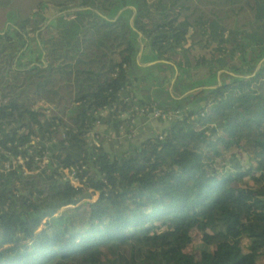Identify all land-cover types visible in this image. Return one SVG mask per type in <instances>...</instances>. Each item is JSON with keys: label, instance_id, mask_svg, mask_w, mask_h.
I'll use <instances>...</instances> for the list:
<instances>
[{"label": "trees", "instance_id": "16d2710c", "mask_svg": "<svg viewBox=\"0 0 264 264\" xmlns=\"http://www.w3.org/2000/svg\"><path fill=\"white\" fill-rule=\"evenodd\" d=\"M152 107L179 113L162 137L91 141ZM25 144L81 186L53 163L0 174V264H258L264 0L1 1L0 159L20 146L31 168Z\"/></svg>", "mask_w": 264, "mask_h": 264}, {"label": "built area", "instance_id": "2783aa9c", "mask_svg": "<svg viewBox=\"0 0 264 264\" xmlns=\"http://www.w3.org/2000/svg\"><path fill=\"white\" fill-rule=\"evenodd\" d=\"M47 104L43 102H37L34 105V108L37 107H45ZM107 110L104 109L99 112L100 115H103L106 113ZM144 113L142 111H139L136 116L142 115L143 118H148V117H154L158 119L160 122H167L168 120L172 119L173 117L177 116V112H173L171 110H166L162 111L158 109L157 107H152V110L150 112H147L145 114V117L143 115ZM122 117H125L124 113L120 114ZM132 125L128 127V130L125 131V137L132 139L138 132V126L134 124V119H132ZM102 123L98 120L94 123V129L92 134L97 136V134H101V128H102ZM164 135V131H161L159 137H162ZM38 138L35 140H32L29 144L36 143ZM24 147H27L28 155H34V149L27 144L24 145ZM41 146L37 145V149H40ZM21 147L19 146L18 149L15 151L11 150H5V159L1 160L0 159V174H10L12 172H19L23 174H29V173H36L38 171L43 170L48 163H53L58 166V168L64 173V177L71 183V185L74 187L76 190L81 184L79 183V180L76 175V171L74 169L68 168L62 164L59 158L56 156H52L49 154L42 153V155L39 157L38 155H34V163L32 164V167H28V156L22 155L21 153ZM87 188L86 186H84ZM90 190V189H89ZM92 193V192H91Z\"/></svg>", "mask_w": 264, "mask_h": 264}, {"label": "rangeland", "instance_id": "374dc122", "mask_svg": "<svg viewBox=\"0 0 264 264\" xmlns=\"http://www.w3.org/2000/svg\"><path fill=\"white\" fill-rule=\"evenodd\" d=\"M2 2L4 1L2 0ZM149 56L150 54L148 52V49L145 48L142 54L138 56L137 62L136 61L134 62L135 63L134 65L136 64L142 65V63L145 62V60L149 58ZM26 58H29L30 60H34V54L31 53ZM147 70L148 67L138 68L137 66H134V71H136L137 73L139 72L146 73ZM255 70L256 67H253V65L247 66V72H251ZM190 115L194 116V113H191ZM134 124L138 126V130H137L138 132L131 140H128L121 135H117L113 130L109 129L108 131H106V127H102L100 129L101 134H97V136H95L94 134L90 135V139L93 143L102 144L104 149H106L109 153L114 154L120 151L132 149L135 145H138L142 141V139L147 137L150 131L159 132L163 130L164 127L166 126V124L158 121V119L154 117H148L145 119L142 117V115H138L134 118ZM246 243L247 241L243 240V244ZM193 247L195 249L204 247V244L201 241V234L198 232L196 233L195 238L193 240ZM258 264H264V260H260Z\"/></svg>", "mask_w": 264, "mask_h": 264}, {"label": "water", "instance_id": "95a60500", "mask_svg": "<svg viewBox=\"0 0 264 264\" xmlns=\"http://www.w3.org/2000/svg\"><path fill=\"white\" fill-rule=\"evenodd\" d=\"M132 18H133V16L130 18V22L132 21ZM142 48H143V44H141V46H140V48H139V50H138V52H137V54H136V56H135V61H136V62H137V58H138V56L140 55V53H141V51H142ZM154 62H156V61L149 62L148 64H151V63H154ZM148 64H146V65H148ZM143 65H144V64H143ZM175 70H176V67H175ZM174 79H175V75H174V77H173V79L171 80V83H170V87H169V93H170V94L172 93V83H173Z\"/></svg>", "mask_w": 264, "mask_h": 264}, {"label": "crops", "instance_id": "0c3cea01", "mask_svg": "<svg viewBox=\"0 0 264 264\" xmlns=\"http://www.w3.org/2000/svg\"><path fill=\"white\" fill-rule=\"evenodd\" d=\"M2 0H0V2H1ZM4 1V0H3ZM8 3V2H7Z\"/></svg>", "mask_w": 264, "mask_h": 264}]
</instances>
